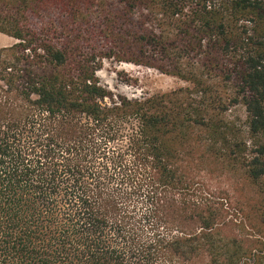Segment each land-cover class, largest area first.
I'll use <instances>...</instances> for the list:
<instances>
[{
  "label": "trees",
  "instance_id": "1",
  "mask_svg": "<svg viewBox=\"0 0 264 264\" xmlns=\"http://www.w3.org/2000/svg\"><path fill=\"white\" fill-rule=\"evenodd\" d=\"M61 1L64 39L37 21ZM96 1L117 60L186 85L102 86L71 35ZM104 1L0 0V264H255L205 181L264 197V0Z\"/></svg>",
  "mask_w": 264,
  "mask_h": 264
},
{
  "label": "rangeland",
  "instance_id": "2",
  "mask_svg": "<svg viewBox=\"0 0 264 264\" xmlns=\"http://www.w3.org/2000/svg\"><path fill=\"white\" fill-rule=\"evenodd\" d=\"M104 4L112 9L117 7V1L114 0H106ZM64 8L63 1L57 8H46L37 20L39 21L38 26L48 28L51 32H55V36L64 39L69 33L68 30L59 28L55 31V25L59 22L66 24L67 11ZM96 8L97 1L96 7H91L89 4L85 7L79 6L71 35L77 42L76 46L82 52L91 51L97 55L96 62H99V68L96 76L102 86L114 96L135 99L141 96L169 93L186 85L184 81L163 74L154 68L117 60L119 56L113 54V50L109 49L112 46L108 40L103 39L100 22L95 20L97 16L94 9ZM85 10L92 14L88 15ZM33 22L36 24L35 20ZM14 43H16L15 39L0 33V49ZM236 115L237 118L241 116L243 119L241 110L236 112ZM205 185V190L208 193L222 192L221 196L226 198L220 200L223 203L222 209L226 217L233 220L235 225L231 229V233L252 249V258L255 264H264V216L262 217L264 215V197L259 196L256 187L243 183L239 175L232 177L218 175L210 178L208 182L206 180Z\"/></svg>",
  "mask_w": 264,
  "mask_h": 264
}]
</instances>
